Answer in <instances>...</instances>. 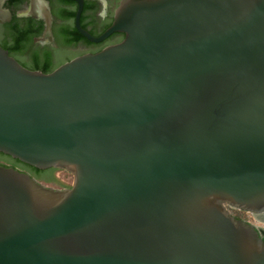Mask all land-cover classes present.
Here are the masks:
<instances>
[{
    "label": "water",
    "instance_id": "obj_1",
    "mask_svg": "<svg viewBox=\"0 0 264 264\" xmlns=\"http://www.w3.org/2000/svg\"><path fill=\"white\" fill-rule=\"evenodd\" d=\"M0 264H264V0H0Z\"/></svg>",
    "mask_w": 264,
    "mask_h": 264
},
{
    "label": "rangeland",
    "instance_id": "obj_2",
    "mask_svg": "<svg viewBox=\"0 0 264 264\" xmlns=\"http://www.w3.org/2000/svg\"><path fill=\"white\" fill-rule=\"evenodd\" d=\"M5 159H3L2 157H0V162H4ZM53 177L56 179V181H42L47 185H52L55 187H60V186H64V185H68L71 182V173H69L68 171H66L65 169L62 168H53L51 170ZM228 209L230 211L231 214L241 217L243 219H246L248 221H250L251 223H253L254 225L263 228L264 230V219L260 218V215H258L257 213H253L250 211H246L243 209H238L232 206H228Z\"/></svg>",
    "mask_w": 264,
    "mask_h": 264
},
{
    "label": "trees",
    "instance_id": "obj_3",
    "mask_svg": "<svg viewBox=\"0 0 264 264\" xmlns=\"http://www.w3.org/2000/svg\"><path fill=\"white\" fill-rule=\"evenodd\" d=\"M0 156L3 157V159H9L10 156L9 155H5L4 153L0 152ZM2 164V163H1ZM33 171H34V175L38 178H41L42 180L45 181H56V179L53 177L51 170L53 169L52 167H47L44 169H37L35 167H32ZM258 215H260L261 219H264V211H261L259 213H257Z\"/></svg>",
    "mask_w": 264,
    "mask_h": 264
},
{
    "label": "flooded vegetation",
    "instance_id": "obj_4",
    "mask_svg": "<svg viewBox=\"0 0 264 264\" xmlns=\"http://www.w3.org/2000/svg\"><path fill=\"white\" fill-rule=\"evenodd\" d=\"M7 155V154H5ZM1 157V156H0ZM3 158V157H2ZM1 163V162H0ZM2 164L4 165H9V166H13L15 168H17L18 170H21V171H25L27 173H29L30 175L34 176L35 178H37L35 175H34V171L32 169L33 166L27 164V163H24L22 161H19L17 160L16 158H13V157H10L9 159H6L5 158V161L2 162ZM47 168V167H46ZM53 168V167H52ZM44 169V168H42ZM40 180H42L41 178H38ZM43 181V180H42ZM45 181V180H44Z\"/></svg>",
    "mask_w": 264,
    "mask_h": 264
}]
</instances>
